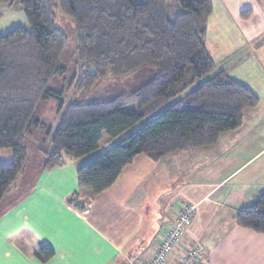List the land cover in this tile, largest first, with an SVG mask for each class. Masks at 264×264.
Returning a JSON list of instances; mask_svg holds the SVG:
<instances>
[{"label": "trees", "instance_id": "obj_1", "mask_svg": "<svg viewBox=\"0 0 264 264\" xmlns=\"http://www.w3.org/2000/svg\"><path fill=\"white\" fill-rule=\"evenodd\" d=\"M16 1L0 0V17L2 5ZM19 1L29 27L0 34V148H11L14 156L0 164V214L5 196L28 172L29 135L46 126L39 118L45 102L58 101V111L65 110L51 148L39 149L45 160L36 174L80 159L98 150L105 136L117 139L148 120L78 169L79 187L91 195L110 188L139 155L158 163L215 145L242 126L246 109L260 104L253 90L225 71L213 73L217 63L206 45L212 0ZM57 11L74 22L76 86L95 91L86 102L65 105L53 87L66 72L68 44ZM110 76L129 82L130 90L104 98L110 89L98 88ZM78 207L85 209L82 203ZM236 221L264 233V188ZM40 252L48 259L54 255L46 245Z\"/></svg>", "mask_w": 264, "mask_h": 264}, {"label": "crops", "instance_id": "obj_2", "mask_svg": "<svg viewBox=\"0 0 264 264\" xmlns=\"http://www.w3.org/2000/svg\"><path fill=\"white\" fill-rule=\"evenodd\" d=\"M222 1L242 36L237 32L241 39L229 50L210 53L220 71L260 98L257 107L244 111L242 126L215 145L158 163L139 155L97 195L79 187L77 171L119 138L105 136L98 150L62 167L23 174L33 181L29 188L18 193L13 187L4 198L0 264H140L154 255L161 229L172 226L188 205L195 207L194 215L168 264H178L195 245L204 250L198 264H264V233L236 221L264 188V0ZM13 157L11 148H0V164ZM44 245L54 252L49 259L40 252Z\"/></svg>", "mask_w": 264, "mask_h": 264}, {"label": "rangeland", "instance_id": "obj_3", "mask_svg": "<svg viewBox=\"0 0 264 264\" xmlns=\"http://www.w3.org/2000/svg\"><path fill=\"white\" fill-rule=\"evenodd\" d=\"M134 2H144L146 0H133ZM214 5V12L211 15L208 23V31L206 38V45L209 52H212L213 55L217 56L220 54L218 48L220 50L225 51L226 49H230V45L233 46L235 44V39H241V33L239 32V28L235 24V20L232 17V12L225 8V4L222 0H212ZM2 16L0 17V34H6L12 28L16 26L29 27V23L27 17L22 9L21 3L17 0L11 7L8 5H2L1 7ZM227 18V19H226ZM57 24L67 35L68 44L66 48V54L64 56L63 65L66 67V72L63 75L57 76L54 79L53 87L54 89L60 91L62 93V98L65 102V105L69 104L71 101L75 100L78 102H86V100L92 97L91 93H85L84 91L78 90L76 86V81L74 79L75 74L78 72L77 68V39H76V30L74 26L73 20L66 15L61 14L57 11ZM240 33L239 34H237ZM227 52L222 53L224 55ZM211 54V53H210ZM212 56V55H211ZM217 63V62H216ZM221 70L220 63H217V68L213 73H216ZM114 84V87L112 86ZM129 82H125L124 79H117L115 77H108L106 80L102 82L98 90L104 89L107 87L108 90L106 94H104V98H112V92L115 90L117 93L120 91L130 90L128 88ZM96 94V93H95ZM185 94V93H184ZM184 94L181 96L183 97ZM264 94V91L261 95ZM102 98V97H99ZM60 103L55 100H50L44 103L42 107V114H40L39 118L45 123L46 126H42L41 130L36 133H30L29 142H28V150H29V166L28 172L29 174H36V171H39V167L45 160V155L39 149H50L52 146V138L54 132L56 131L60 118L59 115V107ZM65 107H63L62 113L64 112ZM61 113V115H62ZM44 119V120H43ZM148 122L147 119L143 120L129 131L124 133L121 138H125L133 131L137 130L141 125H144ZM106 140H104L103 145L106 144ZM27 172V174H28ZM26 174V175H27ZM26 175L19 176L14 189L15 191H23L26 188H29V185L33 182L32 179L27 177V180H24ZM33 177V176H32ZM18 189V190H17ZM19 193V192H18ZM158 235V234H157ZM159 236V235H158ZM159 239V237H154ZM153 238V239H154ZM152 246H156L157 242L151 243ZM150 247V245H148Z\"/></svg>", "mask_w": 264, "mask_h": 264}, {"label": "built area", "instance_id": "obj_4", "mask_svg": "<svg viewBox=\"0 0 264 264\" xmlns=\"http://www.w3.org/2000/svg\"><path fill=\"white\" fill-rule=\"evenodd\" d=\"M195 207L184 206L180 211L176 222L165 228L161 233V242L156 248L152 258L142 261L140 264H168L170 256L175 249L182 246V239L187 225L190 223ZM204 258V250L201 245L188 248L180 257L178 264H198Z\"/></svg>", "mask_w": 264, "mask_h": 264}]
</instances>
